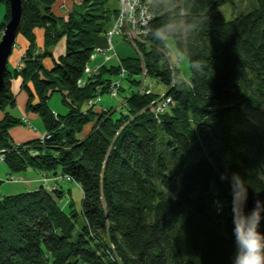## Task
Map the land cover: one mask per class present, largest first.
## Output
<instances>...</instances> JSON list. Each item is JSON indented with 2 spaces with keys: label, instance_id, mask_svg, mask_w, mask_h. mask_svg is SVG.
I'll return each instance as SVG.
<instances>
[{
  "label": "trees",
  "instance_id": "obj_1",
  "mask_svg": "<svg viewBox=\"0 0 264 264\" xmlns=\"http://www.w3.org/2000/svg\"><path fill=\"white\" fill-rule=\"evenodd\" d=\"M57 1L24 2L18 38L29 46L22 68L8 62L0 155L8 177L29 178L31 170L63 182L0 191V264H233L238 249L255 241L254 229L264 234V0L231 20L219 9L238 0H153L143 57L103 59L90 71L96 36L112 28L118 9H108L110 0H70L76 9L100 2L104 14L94 20L71 10L66 18L53 11ZM1 6L6 22L8 0ZM36 29L44 32L42 49ZM169 38L189 61L188 81L170 63ZM64 39L55 58L51 49ZM144 72L167 87L173 105L165 114L153 112L158 94L137 90ZM18 78L43 140L16 144L11 135L24 125L7 112L16 107ZM121 81L130 93L119 90ZM115 87L120 110L102 103L105 95L116 98ZM55 94L61 113L50 107ZM227 176L239 183L225 196ZM66 182L82 189L81 214L60 206ZM255 199L261 204L252 219Z\"/></svg>",
  "mask_w": 264,
  "mask_h": 264
},
{
  "label": "rangeland",
  "instance_id": "obj_2",
  "mask_svg": "<svg viewBox=\"0 0 264 264\" xmlns=\"http://www.w3.org/2000/svg\"><path fill=\"white\" fill-rule=\"evenodd\" d=\"M57 10L58 12H56V14L58 16H64L67 18V15H69V13L71 12V10L78 14H90L91 18H94V20L96 18H102L103 16V7L104 5H102L100 2H97L96 4H92L90 7H86V8H74L73 4L70 0H58L57 3ZM256 2L254 0H238L234 3V5H224L222 6L219 11L224 15V17L227 20H231L234 16H237L239 14H243V13H248L250 12L252 9H254L256 7ZM107 7L108 9H110L111 11L117 10L119 8H122V5L119 4V2L117 0H110L107 3ZM102 8V9H101ZM5 14V8L3 6H1L0 8V23L3 21L5 22V18L4 17ZM118 15V14H117ZM10 17H8L6 19V22L0 27V40L2 38V35L4 33L5 27L7 25V23L9 22ZM113 27V26H112ZM112 30V28L106 32H104L101 35H97L96 36V42H95V50L92 56V60L90 65H88L87 67V71H90L93 64L95 63V58L97 57H101L104 58V56H108L107 53V48L108 50L110 49V46L112 45L111 43V39L108 38V32H110ZM132 34V43L130 41V39L128 38V36ZM120 38V37H117ZM144 41V36L139 35L137 33V31H128L126 32V34L124 33L123 35V40H121V38L119 40L115 39V50L118 54L116 55V58L113 59L111 62L116 61L117 59L120 60L121 62V57H131V56H138L140 58H142V54L140 51V47L139 45ZM167 46H168V52L169 54L167 55L168 58L170 59V63L172 65V67L174 69H178L181 77L184 80H189L190 76H191V72H190V64L189 61L187 60V58L179 52V50L176 47L175 41L173 38H169L167 41ZM17 48V43L14 47V50ZM98 49L101 50H106L104 53L100 52ZM13 50L12 55L10 56V66L11 68H13V66H17V68H22L24 65V57L26 56L25 54L16 62V59H14L15 54ZM119 56V57H118ZM16 62V63H15ZM15 63V64H14ZM114 63V62H113ZM139 81V86H137V90L139 92H146V91H150L151 93L154 94H158L159 98L165 96L166 92H167V87L163 84H161L157 79H153L152 77H150L148 74L146 75V73L144 72L142 75L139 76L138 78ZM121 88L126 89L125 94L126 93H130L128 91H130L131 89V84H126L124 81L120 82V86H119V90H122ZM102 103H104V105H109V106H114L116 107V109L120 110L121 107H123L124 105V98L122 95L116 97V98H110L109 96L105 95L102 98ZM50 107L61 113L64 111V106L62 103V99L60 97V95L55 94L51 100H50ZM14 113L16 115H19V113L15 110ZM255 121H259V119L257 117H254ZM91 125L88 126L84 132V134L86 135L89 131H90ZM43 135V134H42ZM41 135V136H42ZM84 135H82L83 137ZM209 152H205L204 154L200 155V157H203V155H208ZM1 168H6V166L3 164L0 166V172H1ZM19 177L22 175H18ZM6 178L3 177L1 180H5ZM61 183V182H60ZM224 187L222 188L221 194H224L225 196L227 194H230V192L236 188L237 186V181L236 179H234V177L232 176H227L226 178H224ZM12 186H16L14 184L11 183H7L6 181L3 182L2 187L0 189L1 194H4L6 191H8ZM62 186H66L64 188V199L62 200V202H60V206L62 207H67L70 204L73 205V208L79 213L81 214L82 211V201H83V192L82 189L75 183H71V182H66V183H62ZM73 202V203H72ZM230 202L229 200H226V206H229ZM71 205V206H72ZM84 225V219L80 216L78 224H77V228L76 231L79 232L81 231L82 226Z\"/></svg>",
  "mask_w": 264,
  "mask_h": 264
},
{
  "label": "built area",
  "instance_id": "obj_3",
  "mask_svg": "<svg viewBox=\"0 0 264 264\" xmlns=\"http://www.w3.org/2000/svg\"><path fill=\"white\" fill-rule=\"evenodd\" d=\"M119 4L122 5V8L118 9L117 19L112 27V30L108 32V38L111 39L112 45L110 46L111 50H107L108 56H104V62H111L116 58L115 54H118L115 50V39L123 40L124 33L128 31H137L139 35H143L145 37L146 28L153 20V14L151 12V6L153 4V0H118ZM120 37V38H117ZM130 41L132 42V34L128 36ZM133 43V42H132ZM134 44V43H133ZM100 52L104 53L106 50L98 49ZM119 57V56H118ZM117 62L120 63V60L117 59ZM125 75V70L122 69V78ZM146 93H150V91H146ZM117 95V87L112 89L110 96L116 97ZM92 102L88 103V106H91ZM173 105V101L171 98L166 96L161 97L157 105L153 108V112L156 116L165 114L169 108ZM46 134L40 136L42 140L45 138ZM4 161L2 155H0V164ZM69 181V178H66ZM7 182L10 183H21L27 186H39L44 185L46 187H50L52 181L54 182H63L62 177L49 178L42 177L41 179L34 178H24V177H7Z\"/></svg>",
  "mask_w": 264,
  "mask_h": 264
},
{
  "label": "crops",
  "instance_id": "obj_4",
  "mask_svg": "<svg viewBox=\"0 0 264 264\" xmlns=\"http://www.w3.org/2000/svg\"><path fill=\"white\" fill-rule=\"evenodd\" d=\"M57 3L53 6V11L55 13L58 12ZM35 34H36V39H37V45L39 48L42 49L44 45V32L40 29H36ZM16 43H17V48L14 50V53H16L14 56L15 57L14 59H16V62H17L25 54L26 50L28 49L29 43L24 38H20V39L18 38ZM51 52L53 53L55 58H58L61 54H63L65 52V39L62 40L58 46L52 48ZM102 62H103V58L101 57L95 58V63L93 64L92 68L98 64H101ZM113 62L115 63L116 61H113ZM45 65L46 67L50 68L52 65V62L50 60H46ZM16 67L17 66H13L14 69H16ZM12 91L16 97V107L8 108L7 112L17 118L23 119V122H24V125L18 126L14 128L13 130H11V135L14 141L16 142V144H21V143H25V142L40 138V136L44 134V128H43L42 122L38 115L26 111V106L28 103V95L22 89V79L21 78L13 80ZM15 110L19 113V115H16L14 113ZM3 116L4 115L1 114L0 119H2ZM9 174H10V171L8 170L7 167L1 168L0 180L3 177L5 178L8 177ZM25 175L28 176L29 178H34V179L42 178V176L38 175L35 172H32L31 170H28ZM14 185L16 186H12L4 194H1V196L17 195V194H20L26 191H31L29 189L30 187L25 184L17 183ZM63 187L65 188L66 186H63Z\"/></svg>",
  "mask_w": 264,
  "mask_h": 264
},
{
  "label": "water",
  "instance_id": "obj_5",
  "mask_svg": "<svg viewBox=\"0 0 264 264\" xmlns=\"http://www.w3.org/2000/svg\"><path fill=\"white\" fill-rule=\"evenodd\" d=\"M27 0H8L10 19L0 40V98L5 91V78L9 58L13 53L23 22L24 2ZM261 201L252 200L249 203V214L252 219L257 215ZM255 210V211H253Z\"/></svg>",
  "mask_w": 264,
  "mask_h": 264
},
{
  "label": "clouds",
  "instance_id": "obj_6",
  "mask_svg": "<svg viewBox=\"0 0 264 264\" xmlns=\"http://www.w3.org/2000/svg\"><path fill=\"white\" fill-rule=\"evenodd\" d=\"M236 179L237 184L239 183L238 178ZM247 199L245 192V201ZM255 211V210H253ZM259 223V221H257ZM255 246L250 247L247 244L242 245L233 260V264H264V234L255 232Z\"/></svg>",
  "mask_w": 264,
  "mask_h": 264
},
{
  "label": "snow or ice",
  "instance_id": "obj_7",
  "mask_svg": "<svg viewBox=\"0 0 264 264\" xmlns=\"http://www.w3.org/2000/svg\"><path fill=\"white\" fill-rule=\"evenodd\" d=\"M249 235H251V233H249ZM254 246H255V241L252 240V241L250 242V247H254Z\"/></svg>",
  "mask_w": 264,
  "mask_h": 264
}]
</instances>
